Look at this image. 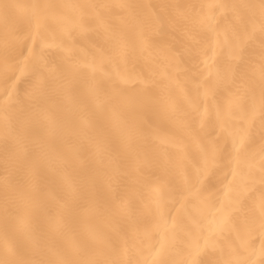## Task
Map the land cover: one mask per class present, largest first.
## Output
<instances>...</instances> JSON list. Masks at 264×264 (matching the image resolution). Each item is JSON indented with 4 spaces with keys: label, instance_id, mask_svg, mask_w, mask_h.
<instances>
[{
    "label": "bare ground",
    "instance_id": "1",
    "mask_svg": "<svg viewBox=\"0 0 264 264\" xmlns=\"http://www.w3.org/2000/svg\"><path fill=\"white\" fill-rule=\"evenodd\" d=\"M0 264H264V0H0Z\"/></svg>",
    "mask_w": 264,
    "mask_h": 264
}]
</instances>
